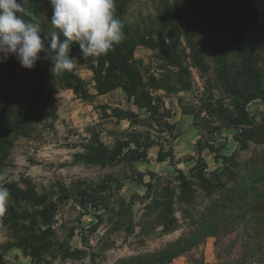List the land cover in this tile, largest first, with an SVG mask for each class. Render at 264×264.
I'll return each instance as SVG.
<instances>
[{
    "label": "rangeland",
    "instance_id": "374dc122",
    "mask_svg": "<svg viewBox=\"0 0 264 264\" xmlns=\"http://www.w3.org/2000/svg\"><path fill=\"white\" fill-rule=\"evenodd\" d=\"M39 2L45 32H51L52 6L49 0ZM159 3L126 0L123 16L138 24L140 18L155 17ZM171 12L181 30L186 15L173 5ZM178 50L188 53L183 37ZM72 57L87 94L74 93L61 76L53 75L48 110L54 113L47 111L14 136L0 169L7 174L8 208L25 216L14 227L0 217V264H114L119 258L166 248L196 230L194 221L207 209L236 208L250 200L244 188L264 174V60L258 62L263 92L244 105L246 126L230 121L235 111L215 75L214 55L206 56L205 69L184 57L189 87L150 89L149 108L128 101L121 88L98 94L93 69L102 68L100 56L84 57L77 44ZM133 57L146 86L151 75L177 73L145 45H137ZM8 69L25 73L17 60ZM248 129L253 133L244 140L240 134ZM150 141L154 144L146 158L134 160ZM158 144L164 152L172 150L171 161L157 160ZM197 162L205 163L206 183L191 171ZM176 169L193 184L189 202L180 199ZM83 189L86 196L79 193ZM94 198L97 208L90 206ZM48 201L56 209L43 223L35 219L36 213ZM250 241L240 223L228 224L164 264H256Z\"/></svg>",
    "mask_w": 264,
    "mask_h": 264
},
{
    "label": "trees",
    "instance_id": "16d2710c",
    "mask_svg": "<svg viewBox=\"0 0 264 264\" xmlns=\"http://www.w3.org/2000/svg\"><path fill=\"white\" fill-rule=\"evenodd\" d=\"M125 1L116 0L115 12L123 23L124 39L114 45L106 55L100 56L102 63L100 70L93 69L97 93L102 94L121 88L128 101L132 100L140 108H149L152 105L150 89L182 90L189 87V65H185V58L190 60L193 67L205 69V58L211 54L215 57V75L231 98V105L234 107L235 116L231 118V123L249 126L244 105L263 92L262 73L258 62L264 60V0H181V2L160 0L157 7L158 14L155 17L140 18L135 25L123 16ZM172 5L176 10L182 8L186 15L181 30L174 22ZM28 7L36 15L45 32L47 22L43 17L39 0H30ZM140 27H143L142 32L139 30ZM43 35L41 33L42 37ZM180 37L185 40L187 54H182L178 50ZM74 45L77 44L71 46L70 57ZM137 45L151 48L158 59L166 62L172 69L176 68L177 73H173L172 76L174 79L171 77L172 73L164 78L151 75L146 86L141 69L133 57ZM40 55L43 56L44 53ZM15 61V57L9 56L5 62L0 63V73L4 74L0 77V169L14 136L23 134L31 122L37 121L47 111L54 113L52 109L48 110L54 93L50 62L38 60L35 67L29 71L23 67L21 71L25 73L21 74L17 70L15 72L12 69L10 72L8 69L13 67ZM184 75L187 78H184ZM59 76L74 93L87 94L85 81L74 71V68L71 72ZM128 114L133 112L128 111ZM252 131V129L244 130L240 135L245 140L252 135ZM153 144V141L147 142L134 160H144L147 148ZM158 146L157 160L162 161L167 158L171 161L172 150L164 152L163 146L161 144ZM205 168L204 162H197L191 168V171H196L204 183L208 182L203 175ZM176 171L180 178V199L189 202L193 197V184L180 169ZM244 191H247L251 197L247 203L236 208L227 206L222 210L207 209L194 221L196 230L188 231L169 243L166 248L119 258L114 264L168 263L176 256L190 250L204 237L215 236L222 226L234 223H240L248 239H251L248 248L254 262L264 264V174L255 176ZM79 193L86 196L87 191L83 189L79 190ZM98 201L95 199L90 206L97 208ZM55 209L56 203L48 201L42 211L36 213L35 219L39 218L45 223ZM7 210L2 218L9 227H14L16 221L25 218L18 216L11 207ZM172 221L176 223L174 218ZM174 227L175 224L169 228ZM30 237L38 236L32 234ZM25 241L30 246L29 239L26 238Z\"/></svg>",
    "mask_w": 264,
    "mask_h": 264
},
{
    "label": "clouds",
    "instance_id": "9594fccd",
    "mask_svg": "<svg viewBox=\"0 0 264 264\" xmlns=\"http://www.w3.org/2000/svg\"><path fill=\"white\" fill-rule=\"evenodd\" d=\"M29 3L0 0V63L13 56L22 67L32 69L38 60H48L52 75L59 76L75 66L76 59L69 55L73 44H78L84 57H99L124 39L116 0H49L55 29L49 33L43 31ZM6 178V173H0V217L10 198Z\"/></svg>",
    "mask_w": 264,
    "mask_h": 264
},
{
    "label": "built area",
    "instance_id": "2783aa9c",
    "mask_svg": "<svg viewBox=\"0 0 264 264\" xmlns=\"http://www.w3.org/2000/svg\"><path fill=\"white\" fill-rule=\"evenodd\" d=\"M87 119H88V120H90V118H89V117H88Z\"/></svg>",
    "mask_w": 264,
    "mask_h": 264
}]
</instances>
